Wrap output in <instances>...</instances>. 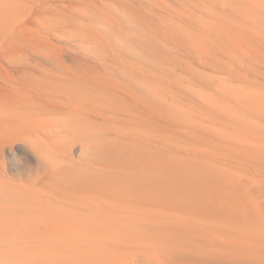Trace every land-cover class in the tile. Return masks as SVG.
Returning <instances> with one entry per match:
<instances>
[{"label": "rangeland", "instance_id": "374dc122", "mask_svg": "<svg viewBox=\"0 0 264 264\" xmlns=\"http://www.w3.org/2000/svg\"><path fill=\"white\" fill-rule=\"evenodd\" d=\"M110 1L0 0V208L31 221L0 249L210 264L193 212L223 223L217 177L242 211L251 177L224 158H264V0Z\"/></svg>", "mask_w": 264, "mask_h": 264}, {"label": "bare ground", "instance_id": "6f19581e", "mask_svg": "<svg viewBox=\"0 0 264 264\" xmlns=\"http://www.w3.org/2000/svg\"><path fill=\"white\" fill-rule=\"evenodd\" d=\"M247 1L251 12L261 7L252 0H250V2L249 0ZM101 4L106 10H111L113 8L110 0H101ZM48 104L49 106L55 107L58 105V102L52 99ZM151 144L156 145L155 142H151ZM164 148L166 147L164 146ZM230 149L232 150V154H227V157L224 158L227 159L224 161V166H229L232 169H240L251 177L249 181V184L252 185L251 194L246 198L243 194L241 195L240 202L245 208L237 213L236 209H238V206L233 198V189L229 183H227V180L221 181L217 177L215 182L218 188L220 187L224 190V193H222L224 194L222 202L225 204L220 203V199L218 203L220 206L217 205L215 207L219 210L221 214L219 216L222 218L223 223L221 225H214L213 229H211L212 227H206L208 224L201 226V224L205 222V216L198 211L193 212L189 223L194 227L196 226L198 229L203 228L204 230H210L219 236L217 239L218 242L216 243L218 250L212 256L210 264H264V158L262 157V152L254 147L245 150H237L232 147ZM234 156H241V158H244V161L239 162L234 159ZM117 166H119V164ZM159 192H161L160 189ZM245 200H248V205L245 204ZM250 201L252 202L250 203ZM167 207L168 206H166V208ZM221 212L227 215H223ZM30 222L31 221L27 220L24 226L21 227L20 217L15 216L13 211L7 207L0 208V243L8 247L13 243L14 236L16 232H18V229H29ZM122 244L121 239H117L109 243L108 248H113L118 251ZM0 264L39 263L38 259L31 252L22 253L12 252L9 249H0Z\"/></svg>", "mask_w": 264, "mask_h": 264}]
</instances>
